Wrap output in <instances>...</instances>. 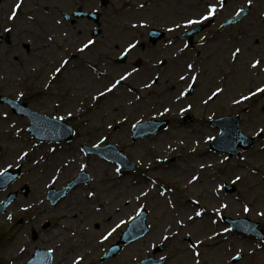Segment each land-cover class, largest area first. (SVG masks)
Listing matches in <instances>:
<instances>
[{
	"label": "rangeland",
	"instance_id": "374dc122",
	"mask_svg": "<svg viewBox=\"0 0 264 264\" xmlns=\"http://www.w3.org/2000/svg\"><path fill=\"white\" fill-rule=\"evenodd\" d=\"M3 1H8L9 4L0 11V34L4 25L2 16L8 13L12 1H26L24 8L30 7V1H68L67 10L78 6L85 10L96 8L103 12V31L99 37H95V45L81 53L74 48L92 37L93 22L85 18L76 24H69L67 35H51L55 41L51 49H37V55L41 59L35 61L37 68L33 69V60L37 57L23 47L24 43H28V33L18 32L22 20L27 21L24 17L27 13L25 9L16 18L17 27L12 42H4L0 47V94L21 97L19 93L23 92L22 99L44 112L58 104V107L64 109L62 117L68 118L77 128L76 137L69 143L34 142L28 139L25 132L26 120L12 115L7 106L0 105V168L7 164L23 163L26 172L21 182L29 183L32 188L31 194L21 201V204L27 206L25 210L20 208L23 205L18 204L10 209L9 214L0 215V235L3 236L0 264H24L25 254L28 255L34 245L46 247L57 242L59 248H62L58 251L62 260L58 257L57 261L71 264L74 255L81 253L84 248H94L96 238L109 227L120 224L121 221H129L144 208L150 211L149 221L154 229L144 239L133 243L136 247H131L133 244L125 246L122 253L108 264H135L139 258L152 251L153 244H158L161 232L165 233L167 229L172 233H180V226L176 223L177 215L187 224L190 221L187 217L195 215L194 209L204 211V216L192 221L191 228L187 230L198 246L190 248L183 239L184 229L177 238L166 241L163 254L170 255L166 264H194L196 251L200 252L198 259L203 264H264V241L236 231L224 232L227 225L222 221L225 216L249 218L264 229V216L258 215L259 212H264V135L260 136L257 145L243 151L239 157L229 158L225 154L210 151L208 138L217 135V131L205 130L206 125L202 121L208 118L203 101L208 98L206 96L210 95L211 90L222 85L218 82L222 77H226L228 86H231H227L225 95L223 92L210 104L218 110L222 108L221 111L226 110V105L233 108V99L238 94L248 95L257 87L264 86V78H261L263 74L257 77L256 70L249 66L257 54H264V19L259 21L262 25H256L251 18H246L234 28L237 36L228 34V29L219 33V30L202 31L199 35L208 36L213 49L210 53L202 48L200 58L189 47L181 54L183 42L173 44V40L179 41L172 38L183 29L180 27L165 37L163 49H160L161 45L145 52L136 48L129 55V64L117 65L113 62L119 53L116 47L121 43L119 46L122 48L124 44L148 31L145 27L131 28L130 25L146 24L147 21L149 26H171L175 22L186 21L190 16L200 15L203 2L219 0H152V5H145L143 1L146 0H2V3ZM226 1L232 6L231 1L247 0ZM253 1H257L256 15H259L264 9V0ZM39 16L40 24H46V14ZM37 23L39 24L38 21ZM47 27V32L56 30L55 25ZM222 43L227 44V50L222 47ZM237 44L243 52L237 62L228 61V69L232 68L231 71L227 68L224 70L221 68L223 64L220 58L228 56ZM59 50L64 53L58 52ZM46 53L51 55H48L45 62L43 59L46 58ZM211 55L219 62L212 69L206 60ZM66 56H69V64L58 76L56 80L59 81L56 83L52 80L51 72L58 67L60 59ZM138 58L141 64L137 73L114 92L99 100L92 99L125 69L131 70L133 61ZM162 58L166 63L163 66L159 64ZM199 60L200 75L195 85L196 91L177 101V94L190 82L180 81L179 76L193 75L186 70V65ZM226 70L227 75L223 74ZM157 75L160 77L159 83L151 89L145 88L144 84ZM129 88L132 89L131 92L128 91ZM232 92L235 94L232 95ZM261 94L239 104L240 109L254 105V109L250 108L246 114L244 123L250 133L258 127H264V97ZM136 97L140 99L137 100ZM189 104L192 105L191 109L181 113L180 109L187 108ZM164 107L171 109L167 113L173 119L172 125L162 133L134 141L133 125L160 116ZM69 112L72 113L71 116L68 115ZM188 113L195 114L196 120L183 125L181 117L184 118ZM16 133H21L20 137ZM101 142H113L120 146L138 165L137 171L118 174L115 164L88 155L82 150L84 144ZM21 151L31 154L21 160L18 159ZM81 164L87 165L84 171L91 174L92 180L78 185L62 202L51 206L45 198L46 191L51 187L60 188L65 185L81 172ZM201 164L205 167L201 168ZM193 175L200 179L189 183ZM237 175L241 180L233 184L231 181ZM20 183L14 188L20 187ZM221 183L224 184V189L218 193ZM226 184L232 187V191L225 190ZM90 191H94L96 195L88 196ZM142 191L148 195L137 199ZM161 191H165L164 196L160 195ZM4 194V191L0 192V200ZM195 201L199 203H194ZM171 204H176V208L173 209ZM224 204L228 207H222ZM245 205L251 211L244 212ZM97 208L101 211L96 212ZM34 209L36 216L32 220L29 216ZM23 216L27 222L18 224ZM46 220L50 226L48 229H41L40 224ZM96 222H100L102 226L99 232L95 231ZM128 225L126 223L123 231ZM30 227L40 230L41 237L38 241L32 242L29 238ZM215 233L219 235H215L214 239L204 238L202 244L198 243L202 236H213ZM237 253H240L241 258L236 261L233 256ZM81 264L88 263L84 260Z\"/></svg>",
	"mask_w": 264,
	"mask_h": 264
},
{
	"label": "snow or ice",
	"instance_id": "6c2138e0",
	"mask_svg": "<svg viewBox=\"0 0 264 264\" xmlns=\"http://www.w3.org/2000/svg\"><path fill=\"white\" fill-rule=\"evenodd\" d=\"M225 2L226 0H219V8L222 9L225 5ZM248 2V6L250 7L253 3V0H247ZM17 9H19L21 7V4L18 3L16 4L15 6ZM141 7H143V5H141ZM217 11H218V6L217 4L215 3H209L206 5V11L204 13L201 14L200 18L198 19H187L186 22H185V26H196V25H200L202 24L204 21H207V20H210L211 18L215 17V15L217 14ZM245 11L244 8H241L239 9V11L236 12V16L239 17L243 12ZM16 15V13H12V17L14 18ZM59 22V21H58ZM133 28H136V27H146V24H140V25H137V24H133L132 25ZM169 31H174V29H169ZM65 35H67V33H65ZM48 39H51V37L49 36ZM203 39V38H202ZM169 43H171V41H169ZM95 44V41L92 40V39H88L86 42H82L81 46L78 48V51L81 52V53H84L86 50H89L93 45ZM139 44V41H129L124 47L123 49L121 50L120 52V55L122 57H127L129 56L130 54L133 53V51L137 48V45ZM185 48H187V45H185ZM243 52V49L240 47V46H235L234 49H232L230 51V58L233 60V61H237L239 60L241 54ZM159 63L163 64L165 63L164 61H159ZM69 64V61L68 60H62L60 66L56 67L54 69V74H53V77L52 79L55 80L60 74H62V72L65 70V68L67 67V65ZM262 65V61L259 60V59H256L254 61H252L250 63V67L252 69H257V68H260ZM186 70L188 72H197L195 66L192 64V63H188L186 65ZM139 71L138 68H136L135 66H132L131 67V70H127L125 69L117 79H115L114 81L110 82V85H105V89L103 91H99L97 95L93 96L92 99L93 100H99L100 98L102 97H105L108 93H112L114 92L119 86L122 85V83L124 81H127L130 77L133 76L134 73H137ZM159 79L160 77L157 75L155 78H152L150 80V82H147L144 84V87L145 88H148V89H151L153 87V85L155 84H158L159 83ZM179 80L180 81H190L189 83L186 84V87L180 91L177 96H176V100L177 101H180L182 98L184 97H187L188 95H190L191 91H194L195 90V85L197 84L198 80H199V74H194V75H183L181 74L179 76ZM129 92L132 91L131 88L128 89ZM224 91L223 88L217 86L214 90H212L210 92V95L208 96V98L206 100L203 101V103L207 104L210 100L214 99V98H217L222 92ZM259 93H264V87H257L256 90L254 92H249L248 95H241L240 99H234L233 100V103L235 104H241L243 103L244 101L246 100H249L251 99L252 97L256 96L257 94ZM19 95L22 97L24 95L23 92L19 93ZM137 100L140 99V97H136ZM192 105L189 104L187 106V108H181L180 111L181 113H184V112H187L189 109H191ZM171 109L168 108V107H164V110L163 112L160 113V115H164L165 113L167 112H170ZM7 114L5 113V116ZM69 116L72 115L71 112L68 113ZM60 119H63V117H60ZM109 127H111V124L108 125ZM133 127H136V125H133ZM256 135L257 136H261V135H264V127H261L258 129V131L256 132ZM106 139V138H105ZM209 140L213 139V137H209L208 138ZM95 147H99V145H96ZM52 151H55V149H52ZM29 155L28 152L26 151H21L20 153H18V159H21L23 160L25 157H27ZM123 163V161H121ZM8 167H11V165H9ZM201 168L205 167V165L201 164L200 165ZM209 167H211V165H209ZM85 168H87V165L85 164H81L80 165V171L81 173H84V170ZM8 169L5 168L3 171H0V177L2 176H5L6 173H7ZM115 171L119 174L121 169L119 167H117L115 169ZM82 179H88V177L86 175H83L81 177ZM200 177L199 176H196V175H193L191 177V179L189 180V183H193L197 180H199ZM241 180V177L240 176H236L234 180H232L231 182L233 184H236L237 182H239ZM155 186V185H154ZM224 189V184L221 183L219 185V188L217 189V192L219 193L220 191H223ZM166 191V190H165ZM165 191H161L160 192V195L161 196H164L165 195ZM96 193L94 191H90L88 193V196L92 197V196H95ZM148 193L147 192H144L142 191L140 193L139 196H137L136 198L139 199L140 196H147ZM169 203H171V201H169ZM194 203H199V201H195ZM171 207L173 209L176 208V204H171ZM222 207L224 208H227L228 205L227 204H224L222 205ZM96 212H100L101 209L97 208L95 209ZM195 215L194 216H188L187 219L190 220V221H195L196 218L198 217H203L204 216V211L203 210H196L194 209L193 210ZM251 211V209L245 205L244 206V212H249ZM217 212H219V209H217ZM143 214V209H141L140 211L137 212V217H140L141 215ZM258 215L260 216H264V212H259ZM9 219H11V217H9ZM133 219L135 220L136 217H133ZM124 223V221H121L120 224ZM176 223L181 227H185V223H184V220L182 218H179V216L177 215V220H176ZM120 224H117L116 227L112 228L110 231H107V233L105 235H103L102 237V241L103 242L104 240H107L109 239V237L112 236V234L117 230V228L120 227ZM166 232L168 231L167 229L165 230ZM230 229L228 228H225L224 229V232H229ZM179 233L176 232V233H170V234H164L162 233L161 234V238L163 241H169L173 236H178ZM190 235V234H189ZM215 235H219V233H215L213 236H210L209 239H214L215 238ZM199 244H202L203 241H198ZM156 245H152V247H155ZM198 245L197 244H193V245H190V248L191 247H197ZM21 251H23V249H21ZM200 256V252L199 251H196L194 253V264H199V259L198 257ZM84 258L83 257H79L77 259L74 260L73 264H81V261L83 260ZM233 259L234 260H239L240 259V253H237V255L233 256ZM154 264H166V258L165 257H160V260L157 261V262H154Z\"/></svg>",
	"mask_w": 264,
	"mask_h": 264
},
{
	"label": "flooded vegetation",
	"instance_id": "af4514ba",
	"mask_svg": "<svg viewBox=\"0 0 264 264\" xmlns=\"http://www.w3.org/2000/svg\"><path fill=\"white\" fill-rule=\"evenodd\" d=\"M67 2L68 1H34L31 15L36 16L39 24L34 17L31 18V22L29 20V38L31 39L29 51L37 53V49H51L52 43L55 42L51 35L55 34L57 37H61L68 32ZM41 14H46V24L44 22L40 24L39 15ZM51 17L53 18L50 19ZM51 22L55 24H51ZM31 23H34L35 26H32ZM48 25L51 27L55 25L56 30L47 32ZM49 36L51 39H48ZM40 59V56L34 58L33 63H37L35 61H40Z\"/></svg>",
	"mask_w": 264,
	"mask_h": 264
},
{
	"label": "water",
	"instance_id": "95a60500",
	"mask_svg": "<svg viewBox=\"0 0 264 264\" xmlns=\"http://www.w3.org/2000/svg\"><path fill=\"white\" fill-rule=\"evenodd\" d=\"M41 121H42L41 117H37V119L33 118V121H32V125L33 126L31 128V130L32 131L36 130L39 125H43V123ZM49 122L50 121H47V123H49ZM54 130H55V128H54ZM223 136H225V134ZM222 137H220L217 141L221 142L222 141ZM94 150L96 152L100 153V154H103L105 157H107L109 159H113L114 161H119L120 164H122V166H124V162L122 163L121 160H118L119 157L121 156V154L119 153V149L118 148H116V147H114L112 145H108L105 148H101V149L97 148V149H94ZM125 237L126 238H130V231H128L125 234Z\"/></svg>",
	"mask_w": 264,
	"mask_h": 264
}]
</instances>
